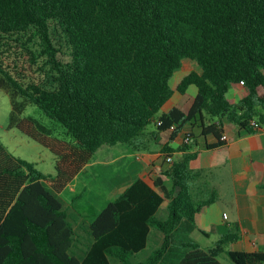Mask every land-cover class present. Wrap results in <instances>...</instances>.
<instances>
[{
    "label": "trees",
    "instance_id": "obj_1",
    "mask_svg": "<svg viewBox=\"0 0 264 264\" xmlns=\"http://www.w3.org/2000/svg\"><path fill=\"white\" fill-rule=\"evenodd\" d=\"M61 31L62 34H59ZM40 39L44 78L23 82L0 59V89L10 96L9 128L17 127L56 155L54 175L11 153L0 140V264H264V250H230L227 234L206 249L190 234L196 215L217 200L218 192L196 200L190 168L198 151L183 153L150 184L134 180L114 200L92 213V242L84 257L73 253L78 233L59 198L103 146H143L142 136L156 123L157 133L196 124L200 135L227 143L226 123L254 133L264 124V0H0V45L11 36ZM53 33L62 35L59 46ZM20 40V39H18ZM65 41L70 61L59 59ZM184 59L201 71L171 79ZM248 94L227 97L241 84ZM198 88L187 112L163 110L178 91ZM30 104L59 123L66 136L33 116ZM162 121L158 125V121ZM256 120L258 126L252 121ZM195 135L193 132H188ZM187 135V134H186ZM180 151H187L184 144ZM164 158L176 150L166 144ZM170 185L167 183V178ZM74 200L81 195H76ZM168 199L167 217L158 212ZM163 242L146 260L151 231ZM78 237V238H77Z\"/></svg>",
    "mask_w": 264,
    "mask_h": 264
},
{
    "label": "crops",
    "instance_id": "obj_2",
    "mask_svg": "<svg viewBox=\"0 0 264 264\" xmlns=\"http://www.w3.org/2000/svg\"><path fill=\"white\" fill-rule=\"evenodd\" d=\"M185 60L188 61L185 62L183 68L184 74L181 75V73L176 77L175 84H171L173 88L187 73L201 71L197 62L191 59ZM190 90H193V95L186 97ZM197 92L196 85H191L186 94L176 91L163 110L177 106L187 112ZM247 94L248 90L243 84H235L229 89L227 97L237 103ZM154 124L157 127V124ZM195 126L198 129H192L190 126L184 128L172 140L170 139L172 130L160 131L168 132L164 133L166 134L164 137H161L157 130L148 128L146 134L141 138L143 146L140 150H134L125 144L124 150L118 153L113 163L110 164H116L119 168L115 180L118 186H111L108 191L110 194L105 196L85 197L83 193L78 194L81 196L76 200L81 201L82 211L72 206L71 202L67 206L64 205L78 237L85 233L90 235L87 228L92 219V213L101 210L109 201L114 200L134 180L142 178L153 184V180L161 174L160 170L165 169L162 149L166 144H169L176 150L173 154L174 159L183 153L198 151L197 158L190 162V168L199 173L192 181L191 187L196 200L206 199L214 192H218L217 200L205 206L196 215L197 228L190 236L204 248L209 249L223 236L233 234L237 238L227 246L228 249L264 250V124L254 133H246L240 131L235 124L226 123L227 143L218 148H207V144H212L217 139L212 135L201 136L198 124ZM189 131L196 133L193 135V142L186 143L188 144L186 152L180 151ZM156 155L157 159H155ZM153 157L154 159H152ZM90 166H93L92 161L87 164L84 170ZM76 178L74 180H78ZM74 180L71 184L75 185L76 181ZM84 191H86V186ZM163 205L166 215L168 199ZM225 214L227 218H225ZM161 233L154 229L151 231L150 239L152 234H155L156 239L152 241L156 247L163 242V233Z\"/></svg>",
    "mask_w": 264,
    "mask_h": 264
},
{
    "label": "rangeland",
    "instance_id": "obj_3",
    "mask_svg": "<svg viewBox=\"0 0 264 264\" xmlns=\"http://www.w3.org/2000/svg\"><path fill=\"white\" fill-rule=\"evenodd\" d=\"M59 34H62L61 31ZM29 36L30 32L24 33L23 36H20L19 38H17L18 36H11L7 39H3L0 45V59H2L5 66L12 73H14V75L19 77V79L25 83L30 81L42 80L45 74V70L42 69V67H44L45 58L43 56L38 55L39 50L41 48L40 39L36 37L30 40L28 39ZM53 36L54 42L59 46V44L61 43L59 40L62 35H57V33H53ZM63 42V46H60L61 50L58 56L59 59L63 62H68L71 59L70 49L68 44L65 41ZM187 61L185 60L182 68L175 72L173 78L171 79L172 85L175 84V79L177 76H179L181 73V75L184 74L183 68L185 66V62L187 63ZM192 95L193 90H190L188 91L186 97H191ZM11 108L12 106L10 96L5 90L0 89L1 142L14 155L26 159L30 162H33L40 171H43L46 174L54 175L56 173V155L50 149L41 145L25 133H23L19 128L8 127L10 121ZM23 116H33L37 118L42 122V124L49 127L56 136H66L63 127L56 121H53L48 118L45 113L34 104H30L26 107ZM148 128L150 130H158L154 123L149 125ZM194 128L198 129L197 126H195ZM164 133L168 132H159L158 134H160L161 137H164L166 135ZM147 143L149 144V142ZM125 146V144H117L115 146H103L102 148H100L92 160L93 166L87 167L86 170H83V172L78 176V178H76L78 180H74L76 181V184H71L61 194H59V198L61 199L63 204L67 206L71 202L72 206L82 211L81 201L73 200V197H75L76 195L83 193V196L85 197H95L110 194L108 193L109 188L113 185H116V172L119 169L116 164H110L113 163V160L116 158L118 153L124 150L123 148ZM149 159H151V156H149ZM152 159H154V157ZM155 159H157V155L155 156ZM163 164L165 168L171 166V164L167 163L165 158H163ZM166 179L168 185H170L171 183L168 177ZM85 186L86 191H84ZM117 186L118 185H116V187ZM191 192L192 194L194 193V190L192 188ZM158 216L161 219H165L167 217V214H164V205L160 208ZM154 231L161 233L157 229H154ZM155 239V234H152L147 249L133 256L132 260L134 262L146 260L158 247L161 246L160 243L158 247L155 246L154 242L152 241H155ZM91 242L92 238L90 235H87L86 233L82 234L78 238V241L75 243L73 253L81 258L84 257L85 253L89 249V246L91 245ZM222 261L226 264H234L233 262L225 258H222ZM112 264L122 263L119 260L113 259Z\"/></svg>",
    "mask_w": 264,
    "mask_h": 264
},
{
    "label": "built area",
    "instance_id": "obj_4",
    "mask_svg": "<svg viewBox=\"0 0 264 264\" xmlns=\"http://www.w3.org/2000/svg\"><path fill=\"white\" fill-rule=\"evenodd\" d=\"M241 84L244 85V82L242 81ZM157 123H158V125H161V124H162V121L160 120V121H158ZM252 123H253L255 126H258V123H257L256 120H253ZM174 128H175V127L172 126V127H171V130H173ZM227 139H228L227 135H226V134L223 135L222 140H227ZM191 142H193V136L187 133V135H186L185 138H184V143H191ZM166 161H167V163H169V164L172 165V164L174 163V157H173V155H170V156L166 157ZM224 216H225V218H227V215H226V214H225Z\"/></svg>",
    "mask_w": 264,
    "mask_h": 264
}]
</instances>
